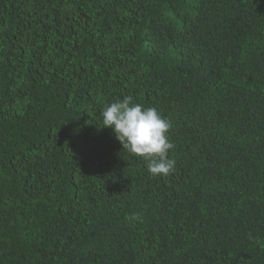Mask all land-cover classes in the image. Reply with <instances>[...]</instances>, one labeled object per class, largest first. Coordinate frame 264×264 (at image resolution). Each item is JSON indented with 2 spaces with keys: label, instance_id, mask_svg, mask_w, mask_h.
<instances>
[{
  "label": "trees",
  "instance_id": "1",
  "mask_svg": "<svg viewBox=\"0 0 264 264\" xmlns=\"http://www.w3.org/2000/svg\"><path fill=\"white\" fill-rule=\"evenodd\" d=\"M0 264H264V0H0Z\"/></svg>",
  "mask_w": 264,
  "mask_h": 264
},
{
  "label": "clouds",
  "instance_id": "2",
  "mask_svg": "<svg viewBox=\"0 0 264 264\" xmlns=\"http://www.w3.org/2000/svg\"><path fill=\"white\" fill-rule=\"evenodd\" d=\"M101 115L102 127L113 131L123 149L143 158L151 175L167 176L174 171L176 161L168 156L174 147L167 135L171 122L155 107H144L125 96L106 106Z\"/></svg>",
  "mask_w": 264,
  "mask_h": 264
}]
</instances>
